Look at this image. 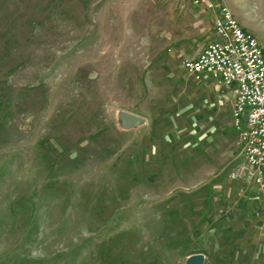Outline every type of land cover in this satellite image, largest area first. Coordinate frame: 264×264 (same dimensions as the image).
Returning a JSON list of instances; mask_svg holds the SVG:
<instances>
[{
	"label": "rangeland",
	"instance_id": "obj_1",
	"mask_svg": "<svg viewBox=\"0 0 264 264\" xmlns=\"http://www.w3.org/2000/svg\"><path fill=\"white\" fill-rule=\"evenodd\" d=\"M223 1L264 55V0ZM210 29L186 0H0V264H264V180L229 177L231 120L178 68Z\"/></svg>",
	"mask_w": 264,
	"mask_h": 264
},
{
	"label": "built area",
	"instance_id": "obj_2",
	"mask_svg": "<svg viewBox=\"0 0 264 264\" xmlns=\"http://www.w3.org/2000/svg\"><path fill=\"white\" fill-rule=\"evenodd\" d=\"M210 15L208 40L179 67L199 82L209 77L231 90V128L239 162L230 178L261 185L264 180V55L257 40L236 21L223 0H186Z\"/></svg>",
	"mask_w": 264,
	"mask_h": 264
},
{
	"label": "crops",
	"instance_id": "obj_3",
	"mask_svg": "<svg viewBox=\"0 0 264 264\" xmlns=\"http://www.w3.org/2000/svg\"><path fill=\"white\" fill-rule=\"evenodd\" d=\"M224 3L229 8V5L226 2H224ZM232 13L233 12H231V14ZM234 15H235V17L237 19L234 16L233 17L236 19V21L246 31L247 29L243 26L244 24H243V21L241 19V15L240 14L239 15L234 14ZM209 17H210V15H209ZM247 32H248V30H247ZM203 45H201V47ZM200 48L197 50V52L200 50ZM182 58H186V57L183 56ZM182 58H180V59H182ZM178 68L181 69L180 67H178ZM189 81H191L194 84V88L199 89L200 90V93H203L206 98L207 97L208 98L211 97V99H210V101H211V103H210V107H211L210 110L212 111V113H211V119H212L213 122H215L216 120H219V117L222 116V115L226 116V118H228L229 121L231 120V108H230V110H228L227 108H229V106H228V104H226L227 103L226 101H229L228 98H230V96H231V90H229V89H223V94H220L219 91H220L221 88L219 86H217L216 84H214V82L209 77H207V76L202 77V79L199 82H193L190 79H189ZM189 81H188V83H190ZM225 114H227V115H225ZM220 126H221V124H217L216 125V128L215 129L213 128L214 132H217L216 129L218 127H220ZM220 132H225V131H220ZM231 134H232V136L230 135V139L233 138V136L235 137V134H233V133H231ZM222 135H224V134H222ZM226 138H228V136H226ZM227 150H229V148H224L223 149V156H224V158L225 157H229V152ZM240 183H242V185L245 184V182H240ZM247 189H249V188H247ZM242 191L243 190H242V187H241L240 188V193H242ZM243 194H244L243 196L248 195L247 192L246 193H243Z\"/></svg>",
	"mask_w": 264,
	"mask_h": 264
},
{
	"label": "water",
	"instance_id": "obj_4",
	"mask_svg": "<svg viewBox=\"0 0 264 264\" xmlns=\"http://www.w3.org/2000/svg\"><path fill=\"white\" fill-rule=\"evenodd\" d=\"M122 120V123L124 124L125 127L129 128L131 126H134L138 124L140 121L138 117L134 116L133 114L127 113V112H122L119 116ZM191 264H199L200 263V257L195 256L193 260H191Z\"/></svg>",
	"mask_w": 264,
	"mask_h": 264
},
{
	"label": "bare ground",
	"instance_id": "obj_5",
	"mask_svg": "<svg viewBox=\"0 0 264 264\" xmlns=\"http://www.w3.org/2000/svg\"><path fill=\"white\" fill-rule=\"evenodd\" d=\"M197 257H201V256L199 255V256H197ZM193 258H194V257H190V258H189V262H188V264H191V260H193Z\"/></svg>",
	"mask_w": 264,
	"mask_h": 264
}]
</instances>
